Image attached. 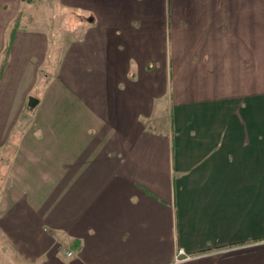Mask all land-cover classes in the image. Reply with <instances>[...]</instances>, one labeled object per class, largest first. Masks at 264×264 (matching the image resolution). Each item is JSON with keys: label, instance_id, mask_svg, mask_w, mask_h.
Returning a JSON list of instances; mask_svg holds the SVG:
<instances>
[{"label": "crops", "instance_id": "1", "mask_svg": "<svg viewBox=\"0 0 264 264\" xmlns=\"http://www.w3.org/2000/svg\"><path fill=\"white\" fill-rule=\"evenodd\" d=\"M46 8L78 36L18 25L4 58ZM0 239L4 264H264V0H0Z\"/></svg>", "mask_w": 264, "mask_h": 264}, {"label": "rangeland", "instance_id": "2", "mask_svg": "<svg viewBox=\"0 0 264 264\" xmlns=\"http://www.w3.org/2000/svg\"><path fill=\"white\" fill-rule=\"evenodd\" d=\"M36 6L35 5H32L30 7V9H34ZM48 7V6H46ZM49 8H46L45 11H43L44 13H42V15L40 14V17L39 20L35 21V20H32L30 19L29 17L32 15L31 13H28V10H24L23 9V12H22V18L20 20H17V24L19 25V27H22V28H32L33 26H39V27H42V28H45L46 31L49 33L50 35V41L52 40V44L57 43V47H59V45L62 43V41H66V40H69V39H75L78 34H79V29H77V31L74 30V32H72V35H68V37L64 36L65 35V32L69 30H72L76 25H77V21H74V20H70V21H67L64 19V15H61L59 14L58 12L56 11H52V15L53 13H55L52 17V15H50V12L48 10ZM30 12V11H29ZM70 26V27H69ZM9 31V30H8ZM78 32V33H77ZM8 35V32L6 33V37ZM53 48V45L50 49V54L51 52L57 50V49H52ZM34 98V96H30L29 98ZM5 156H7V154H5ZM0 248L3 249L4 252H8L7 249H6V245H4V243L1 241L0 239ZM10 255V254H9ZM11 256V255H10ZM12 257V256H11ZM6 262V259L4 257V255L0 254V263L1 264H4Z\"/></svg>", "mask_w": 264, "mask_h": 264}, {"label": "trees", "instance_id": "3", "mask_svg": "<svg viewBox=\"0 0 264 264\" xmlns=\"http://www.w3.org/2000/svg\"><path fill=\"white\" fill-rule=\"evenodd\" d=\"M17 26H18L17 21H15V22L13 23L11 29L8 31V35H7V39H6V44H5V48H4V52H3V57H4V58H5V57L7 56V54H8V51H9L10 46H11V44H12V41H13V39H14L15 31H16L17 28H18ZM26 116H27V114L24 115V116L22 117V119L20 120L21 124H23L24 121L27 120L28 117H26Z\"/></svg>", "mask_w": 264, "mask_h": 264}, {"label": "built area", "instance_id": "4", "mask_svg": "<svg viewBox=\"0 0 264 264\" xmlns=\"http://www.w3.org/2000/svg\"><path fill=\"white\" fill-rule=\"evenodd\" d=\"M72 255V251L67 252V256H71ZM190 256H188L183 249H178L177 254H176V258L175 261L176 262H182V261H186L189 260Z\"/></svg>", "mask_w": 264, "mask_h": 264}, {"label": "water", "instance_id": "5", "mask_svg": "<svg viewBox=\"0 0 264 264\" xmlns=\"http://www.w3.org/2000/svg\"><path fill=\"white\" fill-rule=\"evenodd\" d=\"M37 103V100L36 99H34V98H29V102H28V105L30 106V107H33L35 104Z\"/></svg>", "mask_w": 264, "mask_h": 264}]
</instances>
